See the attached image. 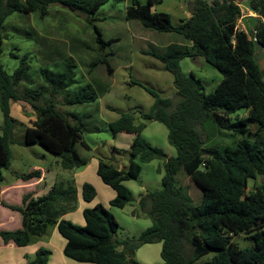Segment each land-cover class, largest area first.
<instances>
[{
    "label": "trees",
    "instance_id": "16d2710c",
    "mask_svg": "<svg viewBox=\"0 0 264 264\" xmlns=\"http://www.w3.org/2000/svg\"><path fill=\"white\" fill-rule=\"evenodd\" d=\"M108 0H0V44L5 39L4 21L7 16L37 13L40 18L47 14L50 4H60L70 11L92 15ZM242 0H193L190 16L173 26L169 16L163 12H152L153 4L161 0H147L140 5L132 0L125 18L137 20L149 29L158 32H177L189 43L190 48L176 43L166 46L158 55L164 69L173 76V84L179 97L176 108L169 111L170 101L147 90L154 98L151 109L143 114L145 121H156L167 129V142L176 150L168 157L161 149L151 146L140 137L144 124H135L132 113H122L108 124L112 135L127 133L134 135L130 145V160L126 169L98 160L96 175L103 184L114 191L109 206L122 209L132 202L131 191L124 182L137 180L140 164L152 160L163 161L159 190L147 191L137 201L138 210L132 215H143L150 226L137 238H114L119 225L114 216L102 205L84 208L81 215L83 226H76L62 216L75 209V189L71 183L52 185L45 194L33 197L23 195L20 206L0 204L21 217V228L0 231V239L16 246H27L36 238L46 235L48 228L55 227L64 240L63 255L79 263L91 264H138L134 252L141 244H161L160 262L156 264H264V135L259 128L253 141L238 140L222 150L204 148L199 127L212 112L216 125L233 133L247 132L249 121L264 127V72L254 57V44L264 46V0H248L247 8L255 15L256 24L250 35L236 27ZM96 42L110 44L115 39L104 41L94 27ZM12 57L16 58V56ZM203 58L221 75V81L213 91L205 94L199 79L192 74L184 76L178 66L183 58ZM26 56L19 59L18 66L9 75L0 64V109L3 124L0 126V184L2 170L10 165V144L37 145L60 158L62 169L81 168L86 161L75 151L82 145V127L69 123L56 111L53 101L42 106L34 102L48 93L54 95L73 80L74 63L69 60L65 71L52 80L46 68L41 69L43 84L36 89L19 92L20 83H30ZM104 64L105 57L94 60L91 66ZM97 90L92 84L80 86L67 100L77 105L96 101ZM24 101L36 112V118L25 128L24 139L14 138V120L10 117V102ZM245 109L246 116L229 122L226 115ZM137 159L138 161H135ZM183 173L201 189L200 203L190 206L184 202L175 186V175ZM160 172V169H157ZM34 170L19 176L21 180L38 177ZM262 178V183L253 191L245 192L247 181ZM96 195L89 183L81 186V198L89 203ZM245 235L252 244L243 248L231 240V236ZM210 251L211 260L201 261ZM50 251L39 248L25 264H47Z\"/></svg>",
    "mask_w": 264,
    "mask_h": 264
},
{
    "label": "rangeland",
    "instance_id": "374dc122",
    "mask_svg": "<svg viewBox=\"0 0 264 264\" xmlns=\"http://www.w3.org/2000/svg\"><path fill=\"white\" fill-rule=\"evenodd\" d=\"M136 1L140 5L147 3V0ZM192 1L161 0L160 4L151 6V11L168 14L170 23L177 26L181 20L190 16ZM247 3L248 0H242L239 4L240 16L236 21V27L250 35L257 19L248 10ZM131 5L132 0H108L94 14L85 15L70 11L60 4H50L43 18H40L37 13L14 12L4 21L5 39L0 44V64L9 75L18 66L19 59L26 56L30 83H20L17 87L19 92L28 88L36 89L43 84L41 69L46 68L49 75L55 74L50 78L56 81L58 79L56 75L66 70V63L69 60L74 63L75 67L72 68L74 78L70 84L68 83L67 87L58 90L54 95H49L48 91L38 96L34 103L42 106L52 100L56 111L65 116L69 123L82 127V145L76 144L75 151L86 161V165L76 169L75 173L78 172L79 175L74 180L80 202L85 205L82 209L93 207L94 202L107 209L119 225L114 235L117 240L137 238L150 226V220L147 217L143 215L136 217L132 215V210H138L137 201L140 195L161 188L163 161L152 160L140 164L138 179L123 183L132 193V202L124 209L110 207L108 200L114 197V191L103 184L96 175L97 162L102 160L109 165L126 169L130 160L129 144L134 135L126 133L112 135L108 124L122 113H132L135 124L145 125L140 137L151 146L161 149L168 157L175 156L176 150L167 142L165 126L156 121H145L142 115L150 111L154 101L147 90H152L159 97L168 99L169 111L176 108L180 99L173 84V76L164 69L157 56L162 54L166 46L171 43L190 48V43L177 32H158L142 26L137 20H127L126 9ZM94 27L99 30L104 41L109 39L116 41L102 45L100 48L96 42ZM102 57H105L109 64V71L104 64L91 66L94 60ZM178 66L184 76L189 77L192 74L200 80L205 94L211 93L222 79V75L201 57L183 58L178 62ZM261 70L264 72L263 67ZM87 83L92 84L97 90V100L86 104H67V100L73 93ZM9 106L10 117L14 120V138L21 142L24 139L25 128L35 120L36 112L24 101L10 102ZM246 113V110L242 108L226 117L229 122H234L237 118L245 117ZM2 124L3 117L0 109V126ZM258 128L264 135V127L260 128L256 121L248 122L246 133H233L219 128L212 118V112H208V116L198 129L204 140V148L216 147L222 150L233 146L241 139L253 141V134ZM9 150L10 165L2 170L3 181L0 186L12 183L14 175L27 173L33 166H39L48 171L46 178L48 186L55 181L69 179L68 171L61 169L60 158L48 153L40 146L10 144ZM135 161L138 160L135 159ZM157 169H160L159 173ZM96 182L100 185L95 186ZM83 183L91 184L96 191L94 201L89 202L88 205L81 199L80 185ZM261 183V177L255 180L249 179L245 192L253 191ZM175 186L186 204L195 206L200 203L201 189L183 171L175 175ZM20 191L22 189L15 191L14 195L4 196V199L19 204L17 194ZM82 209L70 213L64 219L76 226H83L77 224L78 219L82 218ZM12 222L10 221L6 227H13ZM52 230L53 227L48 228L46 235L34 239L27 248L42 242L41 247L51 252L50 264H91L79 263L64 257L61 250L64 240L56 229ZM231 240L239 248L252 244L251 240L242 234L232 235ZM160 246L159 242L139 245L134 252V260L138 264L159 263ZM213 255L214 252L210 251L197 263L209 261ZM4 258L10 259L11 255ZM0 264L5 263L0 262Z\"/></svg>",
    "mask_w": 264,
    "mask_h": 264
},
{
    "label": "crops",
    "instance_id": "0c3cea01",
    "mask_svg": "<svg viewBox=\"0 0 264 264\" xmlns=\"http://www.w3.org/2000/svg\"><path fill=\"white\" fill-rule=\"evenodd\" d=\"M61 169H62V167H61ZM76 169L78 170L79 168H73V169H70V170L63 169V170L68 171L69 179H67L66 181H55L51 185L48 186L46 184V178H47V175H48V171L44 170L43 168H41L39 166H33V167L30 168L29 171H27V173H29L31 171H34V170H37V171H39V176L30 178L28 180H21L19 178V176L25 175L27 173L20 174V175H14L12 183H10L8 185H5V186H0V199H1V201L4 204L13 205V206H20L21 198H22L23 195L31 194L33 197H37V196L45 194L47 192V190L54 184H57V183H60V182H62L64 184L71 183L73 185L74 189H75V206L76 207H75V209L73 211L67 212V213H65L62 216L63 218H65L70 213L75 212L77 210H81L85 206V205H83L80 202V198H79V194H78V188H77V185H76V183L74 181L76 176L79 175V174H77L78 172L75 173ZM95 184H94L95 186H99L100 185L98 182H96ZM81 186H82V184L80 185V187ZM19 189H22V191H20V193L17 194V199L19 200V204H14L9 199H4V196L12 195V194L14 195V194H16L15 191H18ZM110 198L112 199V197H110ZM93 199L90 202H93L94 201ZM111 199L108 200V205H109V201ZM84 203H86V202H84ZM86 204L88 205V203H86ZM96 204L97 203L94 202L93 206L96 205ZM122 209H124V208H122ZM0 211H1V215H0V231H13V230H17V229L21 228V217H20V214L18 212L12 211V210L8 209L7 207H5V206H3L1 204H0ZM140 216L142 217V215H140ZM10 221H13L12 223L14 224V226L13 227H6L10 223ZM77 224L83 225L84 224L83 219L79 218L78 221H77ZM54 229H56V228L53 227V230ZM42 244H43L42 242H39V243L35 244L34 246H31V248H27L28 245L27 246H23V247H18L12 241H8L7 243H4L0 239V262H3L5 264H25L26 262H28L29 260H31L33 258V257L31 258V256H34V253L36 252L37 249H39V248H44L45 249V247H41ZM45 244H49V242H45ZM63 246H64V242L62 243L61 250L63 249ZM160 248H161V246H160ZM9 255H11L10 259L9 258L8 259L4 258V257H7ZM51 256L52 255H51V252H50V255H49L48 260H47V264L51 263L50 262ZM159 256H160V253H159Z\"/></svg>",
    "mask_w": 264,
    "mask_h": 264
},
{
    "label": "water",
    "instance_id": "95a60500",
    "mask_svg": "<svg viewBox=\"0 0 264 264\" xmlns=\"http://www.w3.org/2000/svg\"><path fill=\"white\" fill-rule=\"evenodd\" d=\"M254 57L260 67V69L264 68V46L259 43L254 44Z\"/></svg>",
    "mask_w": 264,
    "mask_h": 264
}]
</instances>
